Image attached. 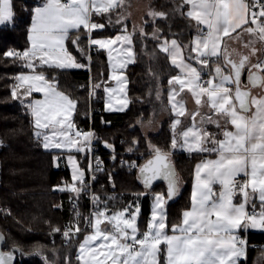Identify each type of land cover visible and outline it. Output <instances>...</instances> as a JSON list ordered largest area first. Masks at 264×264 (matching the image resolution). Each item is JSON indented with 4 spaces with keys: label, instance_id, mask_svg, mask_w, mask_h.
I'll return each mask as SVG.
<instances>
[{
    "label": "snow or ice",
    "instance_id": "snow-or-ice-1",
    "mask_svg": "<svg viewBox=\"0 0 264 264\" xmlns=\"http://www.w3.org/2000/svg\"><path fill=\"white\" fill-rule=\"evenodd\" d=\"M125 3L126 0H44L42 6L34 9L28 35L30 48L22 53L4 54L24 61V66L31 70L15 77L12 98L24 103L33 92L43 93V100H32L26 105L33 117L35 135L42 138L45 149L69 153L73 182L60 190L70 191L77 198L88 185L85 171L71 153L90 150L94 133L76 128L72 116L77 101L59 91L55 79L50 80L36 68L37 64L61 70L86 67L67 46L70 42L90 62L91 56L81 46L83 30L88 48L97 46L98 50L107 51L113 70L111 79L118 84V88H105L109 94L106 108L123 111L128 101L115 99L114 94L125 93L127 80L123 71L117 74V69L135 63L133 37L137 32L142 37L147 33L142 25L133 26L131 32L125 25L114 38L93 39L92 33L105 27L104 23L95 22L94 16L107 17L108 23H112V14L123 9ZM173 11L189 21L196 35L189 44L176 39L158 44L171 65L179 70L168 81V105L175 117L171 124V149L215 154V159L205 158L196 164L190 207L182 211L178 223L169 227L166 205L180 194L182 181L172 162V152L149 141L146 162L130 165L138 167L137 179L146 190L137 194V199L152 195L146 230L141 232L137 224L139 204L115 211L106 206L97 209L86 218L92 231L79 244L77 260L81 264H238L241 257H246V241L240 233L264 230V2L180 0ZM13 15L12 0H0V25L11 23ZM148 15L153 20L167 18L163 11L149 10ZM125 18L118 14L116 23ZM159 31L153 30L152 39L159 41ZM245 35L247 42L243 41ZM245 70L246 83L242 82ZM189 95L194 109L187 107ZM114 99L119 108L113 107ZM189 119L191 123L186 125ZM208 125H214L218 131H209ZM105 146L113 147L107 143ZM95 170H102L99 161ZM155 181L166 183V194L147 191ZM92 199L94 203L100 202L98 196L93 195ZM76 215L79 217L80 213ZM59 231L53 228V232ZM81 231L78 224L69 226L63 236L71 240ZM3 239L0 234V240ZM42 252V248H37L34 254ZM12 259L11 253L0 252V264H12ZM45 262L48 264L46 257Z\"/></svg>",
    "mask_w": 264,
    "mask_h": 264
},
{
    "label": "trees",
    "instance_id": "trees-1",
    "mask_svg": "<svg viewBox=\"0 0 264 264\" xmlns=\"http://www.w3.org/2000/svg\"><path fill=\"white\" fill-rule=\"evenodd\" d=\"M42 2L44 0H12L13 20L0 26V137L7 143L0 147V229L6 236L3 248L21 250L16 264H45L43 258L52 257L56 252L61 255L59 264H80L76 257L83 234L66 243L63 237L53 235L51 231L71 222L73 200L82 203L85 213L90 208L89 203L83 198L82 192L77 198L74 193L57 188L62 180L71 183L70 170L63 163L55 164L54 152L46 150L35 135L31 113L11 95L15 77L30 69L24 66V61L4 55L8 51L28 48L34 9ZM178 3L179 0H155V8L167 13V18L157 17L153 20L147 17L144 21L147 35L142 37L137 32L133 37L135 63L126 69L129 106L125 111H106L103 99L98 100L103 98V86L109 82L107 55L105 50H98L96 46L87 47L88 40L83 30L81 46L86 48L91 61L81 56L70 42L67 46L86 67L61 70L37 65L36 68L50 80L54 78L58 89L77 101L73 120L76 127L84 126L94 131L95 145L104 158L95 196L118 210L139 204L141 213L138 226L142 231L146 230L150 218L152 195L139 196L137 199V194L146 190L137 179L138 167L131 168L128 162L138 159L137 165L145 163L149 158V141L172 152L173 163L183 185L180 194L166 205L171 227L180 221L182 211L190 205L193 171L200 158L199 154L189 155L171 149V118L163 121L154 134H143L140 126V123L158 116L168 105V81L176 74V68L171 65L167 55L159 50L158 44L170 37H180L186 31L187 19L173 11ZM122 10L112 14V23H108L107 17L94 16V21L104 23L105 27L93 31L92 38L115 36L125 25L132 31L131 21L116 23L117 15ZM157 28L160 30L159 41L151 37ZM90 80L94 85H100L95 90L94 100H91L87 87ZM157 90L160 92L159 99ZM133 140L139 143L133 144ZM105 143L113 147L108 148ZM130 147L133 153H124ZM140 152H144L145 158L138 157ZM122 157L126 163L121 161ZM79 158L87 170L88 152ZM148 191L166 194V183H153ZM248 237L252 242L264 243V232H250ZM37 248H42V255L34 254ZM258 251H248L247 264L252 263Z\"/></svg>",
    "mask_w": 264,
    "mask_h": 264
},
{
    "label": "rangeland",
    "instance_id": "rangeland-1",
    "mask_svg": "<svg viewBox=\"0 0 264 264\" xmlns=\"http://www.w3.org/2000/svg\"><path fill=\"white\" fill-rule=\"evenodd\" d=\"M155 0H126V3H125V6H124V8H123V10H122V14L126 17L124 20H126V21H131V25L132 26H140V25H142L143 27H144V25H143V18L145 17V16H147L148 18H153V17H151V16H149L148 15V12H149V10H156V11H158L156 8H155ZM82 35V34H81ZM25 50H27V49H25ZM120 71L121 70H117V74H119L120 73ZM123 75L125 76V77H127V75H126V73H124L123 72ZM112 76V75H111ZM110 76V73H109V77H111ZM110 79V78H109ZM113 80V79H112ZM91 81V83H92V80H90ZM93 84V83H92ZM94 85V84H93ZM87 86L89 87V85L87 84ZM106 87H108V88H118V84H117V81H115V80H113V84H111V85H107V83L106 84H104V86H103V92H104V95H105V103L107 104L108 103V101H109V94L108 93H106L105 92V88ZM89 94H90V92H89ZM115 95V99H126L127 101H128V96H127V93H126V87H125V93H117V94H114ZM91 98V97H90ZM103 98H101V100H102ZM115 99L112 101V105H113V107H115V108H119L120 107V105L119 104H117V103H115ZM127 107H128V105H127ZM126 107V108H127ZM125 109V108H124ZM123 111H125V110H123ZM166 110H164L161 114H160V117H159V115H158V117L159 118H157V119H153V118H150V119H148L147 121H145V122H142V123H140V126H141V130H142V132H143V134H145V135H148V134H154V133H156V132H158V130L160 129V126H161V123L163 122V121H165L166 119H168L166 116V114L165 113H167V112H165ZM151 121V124L149 123ZM171 124H172V122H171ZM0 139H2L3 140V138L2 137H0ZM4 142H5V140H3ZM86 151H87V149L84 151V154L86 153ZM133 153V149H132V151H128V149H127V154H132ZM172 156H173V154H172ZM138 157L140 158V159H143V158H145V154H144V152H140V153H138ZM132 160H136V163H138V159H132ZM129 162H131V161H129ZM137 165V164H136ZM131 168H134V167H131ZM181 178V177H180ZM181 181H182V179H181ZM67 184H69L67 181H65V180H62V182H61V185L60 186H58L57 188L60 190L61 188H64ZM182 185H183V181H182V184H181V187H182ZM148 191V190H147ZM153 193H161L160 191H157V192H153ZM152 204V203H151ZM107 207L109 210H111V211H115V210H118L117 208H113V207H110V205H109V203L107 202V201H101L100 200V202L98 203V204H96L95 203V205H94V212L97 210V209H103L104 207ZM133 206V208L136 206V205H132ZM140 206V205H139ZM140 209H141V207H140ZM1 210H6V208H2ZM141 213V212H140ZM139 216H140V214H139ZM139 216L137 217V224H138V219H139ZM149 220V219H148ZM148 220H147V222H148ZM58 227H60V226H57V227H55V228H58ZM139 227V226H138ZM140 229V228H139ZM92 230L91 229H89L88 231H86L85 233H83V236H82V238H81V240H80V242H79V244L83 241V239H84V236L87 234V233H89V232H91ZM140 231L141 232H143L141 229H140ZM51 232H53V230L51 231ZM82 235V234H81ZM78 249H79V246H78ZM78 252H77V256H78ZM257 255H256V260H255V262H254V264H264V248L263 249H261L260 251H258V253H256ZM46 258H47V262H48V264H59V261H60V258H61V255L58 253V252H56V253H54L53 255H52V257H50V256H46ZM77 258V257H76ZM241 258H244V257H241ZM245 259V258H244ZM43 260H44V263L46 264V262H45V257L43 258ZM67 261V260H66ZM68 262V261H67ZM80 262V261H79ZM161 262H163V258H162V256H161ZM69 264V263H68ZM80 264H81V262H80ZM238 264H239V261H238Z\"/></svg>",
    "mask_w": 264,
    "mask_h": 264
},
{
    "label": "crops",
    "instance_id": "crops-1",
    "mask_svg": "<svg viewBox=\"0 0 264 264\" xmlns=\"http://www.w3.org/2000/svg\"><path fill=\"white\" fill-rule=\"evenodd\" d=\"M179 2H180V0H179ZM44 2H42L39 6H37V7H40V6H42V4H43ZM185 11L187 10V7H185V9H184ZM147 18V16H145L144 18H143V25H144V21H145V19ZM123 22H126V20H123ZM31 23H32V21H31ZM193 23H195V22H193ZM6 24H9V23H6ZM3 25H5V24H3ZM0 26H2V25H0ZM31 27V26H30ZM129 30V29H128ZM237 31H240V30H237ZM129 32H131V31H129ZM191 33V34H190ZM118 34H121V31L118 33ZM118 34H116V35H118ZM115 35V36H116ZM196 35V30H195V28H193V27H191L190 25H189V21L188 20H186V31L184 32V34L182 35V36H176V37H170V38H168V39H165V40H168V41H171L172 39H176L178 42H180L181 44H189L190 43V41L193 39V37ZM233 35H235V33L233 34ZM115 36H97V37H93V39H107V38H114ZM247 39H248V37H247V35H245L244 37H243V41L244 42H247ZM163 42V41H162ZM30 42H29V46H28V48L27 49H29L30 48ZM236 47H240V45L239 44H237V45H235ZM97 47V46H96ZM69 50V49H68ZM244 51H247L246 49L244 50ZM105 53H106V55H107V61H108V65H109V73H110V76L113 74V70H112V68H111V66H110V62H109V59H108V53H107V51L105 50ZM193 55H195L194 53H193ZM113 56L114 57H117V53H115V52H113ZM117 59H119V57H117ZM79 62V61H78ZM116 61L114 60L113 61V63H115ZM192 63H193V65L194 66H196V67H200L199 65H196L195 64V62L194 61H192ZM132 63H129L128 65H127V67L125 68V69H123V70H121V71H123L124 73H126V69L128 68V66L129 65H131ZM37 65H39V64H37ZM117 70H119V69H117ZM38 71V70H37ZM178 69H176V74L175 75H177L178 74ZM205 71H207V70H205ZM31 72V70H25V71H23V72H20L18 75H21V74H29ZM39 72V71H38ZM247 72V70H245V73ZM17 75V76H18ZM126 75H127V73H126ZM174 76V75H173ZM110 79H109V82H107V85H111V84H113V80L111 79V77H109ZM207 78H208V76H207ZM126 80H127V84H126V93H127V96H128V84H129V80H128V75H127V77H126ZM243 81L242 82H244V77H243V79H242ZM17 83V81L14 83V85ZM178 87V86H177ZM59 91H61L60 89H58ZM254 91H256V90H254ZM63 92V91H62ZM182 95H187V93H184V94H182ZM70 97V96H69ZM71 98V97H70ZM44 99V96H43V93H39V92H33L32 93V95H31V97H28L25 101H24V103H22L24 106H25V108L30 112V109H28L27 107H26V105L30 102V101H32V100H43ZM19 100V99H18ZM20 102H21V100H19ZM103 102H104V109L106 110V111H109V110H107V108H106V103H105V95H104V92H103ZM128 106H129V97H128V104H127ZM187 107L189 108V109H194L195 108V105H194V101H192V99H191V97H190V95H189V100H188V104H187ZM128 108V107H127ZM127 108H125L124 110H126ZM164 110H166L165 112H167V113H165L167 116V118H171V122L175 119V117H174V115H172V113H171V111H170V106L169 105H167V107H165L164 108ZM163 110V111H164ZM162 111V112H163ZM253 111H254V109H253ZM112 112H115V111H112ZM161 112V113H162ZM31 113V112H30ZM160 113V114H161ZM75 114V113H74ZM74 114H73V116H72V120H74ZM160 114H159V117H160ZM158 116H154L153 117V119H157V118H159ZM183 119V118H182ZM191 123V120L189 119V120H187V121H185V124L187 125V124H190ZM76 128H78V127H76ZM208 129H209V131H213V132H216V131H218L216 128H215V126L214 125H208ZM40 141H41V143H42V145H43V140H42V138H40ZM46 150H49V151H53L54 152V161H55V164L56 165H59L60 163H63L64 165H66L68 168H69V170H70V174H71V183L73 182L72 181V166L69 164V162H68V159H67V156L69 155V153L66 151V150H61V149H46ZM177 152H182V153H186V154H189L187 151H185L184 149H182V148H180V147H177L176 149H175ZM88 152V149H87V151H86V153ZM85 153V154H86ZM82 154H84V152H76L75 150H73V152L71 153V155H73V156H75V158H76V160H77V162H78V164H79V167L81 168V169H83L84 171H85V174H86V168H84L83 167V165H82V162H81V159L79 158V156H81ZM193 154H196V153H193ZM189 155H192V154H189ZM200 155V158L198 159V161L196 162V164L197 163H199L202 159H205V158H207V159H215V154H208V153H202V154H199ZM171 159H172V162H173V156H171ZM196 164H195V166H196ZM194 169H195V167H194ZM193 182H194V171H193V179H192V183H191V187H190V196H191V192H192V186H193ZM217 187V189H218V186H216ZM237 199V201L239 200V197H237L236 198ZM259 202L257 201V204H258ZM189 207H190V205H189ZM188 207V208H189ZM187 208V209H188ZM186 210V209H185ZM258 210V209H257ZM249 211H251V209H249ZM250 232H264V230H257V229H249V230H247V231H243V232H241L240 233V235H248ZM247 257V256H246ZM245 258V257H244ZM244 258H240L239 259V264H241V262H242V260L244 259ZM255 260H256V256H255V258L253 259V261H252V263L251 264H254V262H255Z\"/></svg>",
    "mask_w": 264,
    "mask_h": 264
},
{
    "label": "built area",
    "instance_id": "built-area-1",
    "mask_svg": "<svg viewBox=\"0 0 264 264\" xmlns=\"http://www.w3.org/2000/svg\"><path fill=\"white\" fill-rule=\"evenodd\" d=\"M261 2H264V0H261ZM258 10V9H257ZM12 51H16V52H24L26 50H12ZM207 71L204 72L203 74V78L206 80L207 79ZM89 87V92H90V97L91 100H94L95 97V90L96 88H94V85L91 83V81L88 83ZM98 99V98H97ZM98 100H101V98H99ZM94 111V110H93ZM77 129H80L84 132H92L94 133L93 129H86L84 126H80ZM7 143L4 142L2 139H0V147L2 146H6ZM124 153H127V151H125ZM88 167L86 170V174H85V183L88 185L87 189L85 191H83V198L89 203V210L87 211V213H85L84 210V206L82 205L81 202H79V200L75 199L73 200V202L71 203V212H72V220L71 222L67 223L65 226L63 227H58L61 231L59 232H52V234H59L61 237L64 238L66 243H69L71 240L76 239L78 236H80L81 234L85 233L86 231H88L89 229H91L90 227L87 226V221L86 218H89L92 216V214L94 213V205L95 203L93 202V195H95V190H96V184L100 179V173L102 170L100 171H96L95 170V166L97 161L100 162V168L103 169V164H104V158L103 155L101 154V152L99 151V148L95 145V140H92V144H91V148L90 150H88ZM121 161L123 163H126V159L124 157H122ZM137 164L136 160H131V162H128V165L130 166L131 164ZM92 165L91 168H89V165ZM93 177H95L93 179ZM77 212L80 213L79 217H77ZM79 225L80 228L82 229V231L77 234L76 236H74L71 240H67L64 236H63V231L69 227V226H74V225ZM241 237L246 241V256L248 254L249 250H261L264 248V243L263 242H252L250 241L248 235H241ZM241 264H247V257H245V259L242 260Z\"/></svg>",
    "mask_w": 264,
    "mask_h": 264
},
{
    "label": "water",
    "instance_id": "water-1",
    "mask_svg": "<svg viewBox=\"0 0 264 264\" xmlns=\"http://www.w3.org/2000/svg\"><path fill=\"white\" fill-rule=\"evenodd\" d=\"M243 77L247 78V72L246 73L244 72V74H242V79H243ZM156 182H160V181H155L154 183H156ZM161 182H163V181H161ZM0 234H2L4 236V239L0 240V252L11 253L13 256L12 264H16L18 261V254L21 252V250H18L16 248H12L10 250H5L3 247H4V244L6 242V236H5V233L1 229H0Z\"/></svg>",
    "mask_w": 264,
    "mask_h": 264
},
{
    "label": "flooded vegetation",
    "instance_id": "flooded-vegetation-1",
    "mask_svg": "<svg viewBox=\"0 0 264 264\" xmlns=\"http://www.w3.org/2000/svg\"><path fill=\"white\" fill-rule=\"evenodd\" d=\"M247 82V78L246 77H244V83H246Z\"/></svg>",
    "mask_w": 264,
    "mask_h": 264
}]
</instances>
